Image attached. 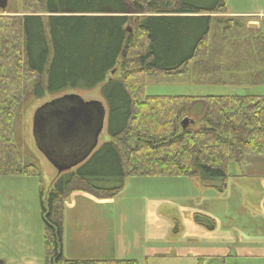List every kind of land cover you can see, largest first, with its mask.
Returning a JSON list of instances; mask_svg holds the SVG:
<instances>
[{"label":"trees","instance_id":"16d2710c","mask_svg":"<svg viewBox=\"0 0 264 264\" xmlns=\"http://www.w3.org/2000/svg\"><path fill=\"white\" fill-rule=\"evenodd\" d=\"M23 13L0 15V177L40 180L44 264H139L65 259V203L75 192L107 200L126 178L175 177L223 193L230 164L264 156V95L145 93L147 77L181 73L198 86H264V30L227 16V0H23ZM97 88L110 141L46 194L23 116L48 95ZM194 221L216 229L207 216Z\"/></svg>","mask_w":264,"mask_h":264},{"label":"rangeland","instance_id":"374dc122","mask_svg":"<svg viewBox=\"0 0 264 264\" xmlns=\"http://www.w3.org/2000/svg\"><path fill=\"white\" fill-rule=\"evenodd\" d=\"M227 8L229 12H264V0H227ZM0 15L24 16L23 0H8L6 11L0 10ZM235 33L242 36L245 31ZM120 75L118 72L115 77ZM190 76L181 73L147 77L145 93L172 97L242 95L250 91L248 86H198ZM254 91L264 95V86ZM72 94L85 102L100 101L107 111L97 88L91 92L48 95L34 102L22 119V139L42 168L46 194L59 175L38 149L33 134L34 116L44 104ZM107 126L108 111L97 149L110 141ZM189 181L175 177H129L123 192L112 199L99 200L84 192L71 194L65 207V259H134L139 264H264V233L248 232L252 228L246 227L243 222L247 219L242 217L241 210L233 208L232 202L217 200L212 188H208V196L201 197L200 187H207L199 180L200 187ZM6 183H0V264H13L22 261L26 249L39 244L44 223L37 183ZM111 210L114 213L110 218L107 212ZM196 214L209 215L216 229L210 231L195 223ZM94 224L99 232L90 242Z\"/></svg>","mask_w":264,"mask_h":264},{"label":"water","instance_id":"95a60500","mask_svg":"<svg viewBox=\"0 0 264 264\" xmlns=\"http://www.w3.org/2000/svg\"><path fill=\"white\" fill-rule=\"evenodd\" d=\"M8 0H0L6 11ZM107 111L100 101L85 102L77 95H65L40 107L34 116L33 134L38 149L58 174L83 164L97 149ZM189 120L184 119L186 128Z\"/></svg>","mask_w":264,"mask_h":264},{"label":"crops","instance_id":"0c3cea01","mask_svg":"<svg viewBox=\"0 0 264 264\" xmlns=\"http://www.w3.org/2000/svg\"><path fill=\"white\" fill-rule=\"evenodd\" d=\"M227 16L244 18L247 22V28L256 33L264 30V12H229L228 8ZM249 90L261 94L254 91L256 88H250ZM189 180L191 185L194 184L197 187L202 186L199 185L197 179L189 178ZM23 182L37 183L40 188V180L37 178H0V183H15L19 185ZM200 192L201 197H203L204 195L208 196L210 191L208 187H200ZM213 192H215L216 195L214 196H216L217 200L232 202L234 209L237 211L241 210L242 217L247 219L243 223L246 224V227L252 228V231L248 232L256 233L257 230H259L261 233H264V156H246L241 163L230 164L229 177L224 185V192L219 193L214 189ZM19 195L22 196V194ZM40 203H42V200ZM107 213L111 218L114 212L111 210ZM206 216L210 218L209 215ZM76 222L78 226H80L81 221L78 218ZM90 231H92L89 238L91 242L97 237V232L99 231L97 227H95V224ZM259 241L261 240L259 239ZM24 255L25 257L22 258V261L14 262L13 264H44V227L39 244L32 249H26ZM2 264L6 263L3 262Z\"/></svg>","mask_w":264,"mask_h":264}]
</instances>
